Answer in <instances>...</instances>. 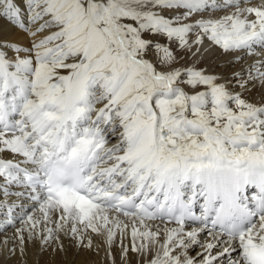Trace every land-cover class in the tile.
Listing matches in <instances>:
<instances>
[{"label":"snow or ice","instance_id":"snow-or-ice-1","mask_svg":"<svg viewBox=\"0 0 264 264\" xmlns=\"http://www.w3.org/2000/svg\"><path fill=\"white\" fill-rule=\"evenodd\" d=\"M0 21L29 39H0V209L21 225V253L25 234L91 248V232L109 255L119 234L124 264L129 251L143 264H264V95L250 102L154 39L257 56L233 79L264 87V0H0Z\"/></svg>","mask_w":264,"mask_h":264},{"label":"bare ground","instance_id":"bare-ground-1","mask_svg":"<svg viewBox=\"0 0 264 264\" xmlns=\"http://www.w3.org/2000/svg\"><path fill=\"white\" fill-rule=\"evenodd\" d=\"M260 0H252L253 5L258 4ZM246 6V5H242ZM234 9L208 11L203 14H194L191 20L187 22H194L200 18L218 19L221 16L229 14ZM254 17H249L253 19ZM147 37V34H145ZM26 38V35L11 26L7 22L0 21V39L17 42L22 45V41ZM194 38L190 35L189 40ZM27 39V38H26ZM156 41L169 46L171 50L177 55L179 64L184 66H195L199 69L206 70V74H214L221 77V83H228L229 88L234 92H242L244 98L250 102H259L261 96L264 95V87H262L259 81L250 82L247 85V90L239 88L233 79V73L240 71L241 69H247L248 66L253 63L259 57L250 56L245 51L225 53L218 45H214L206 37L204 43L201 46V52L198 56H192L190 53L186 54L178 47V41L169 42L164 36H156ZM195 51V47L193 48ZM257 52H261L259 48ZM264 55V53H261ZM239 56L241 59L237 60ZM152 58V57H149ZM247 77H245L246 79ZM115 143V139L112 140ZM17 190V189H13ZM11 200L16 201L17 204H23L24 210L31 211V202L27 200H18L16 197H11ZM15 216L23 215L21 208L14 210ZM36 216H40L37 211ZM7 212L5 209H0V264H124L121 258V246L119 234L111 249V255L108 254L106 245L104 244L103 237H97L95 234L89 232L88 235L92 238V247H87V238H85L84 245H80L77 240L61 234L59 241H52L47 245H43L40 239L27 240L23 253L19 249V241L15 238L16 228L21 225L17 220L14 225H8L6 223ZM122 220L127 222L126 217H121ZM150 226L155 228L156 225H160L161 228L164 224L161 222H148ZM51 226V225H50ZM168 227H177L176 225H167ZM186 230H191L196 227L185 226ZM5 239L8 240L7 245L4 244ZM163 239V237H161ZM201 243L210 241L211 238L207 236L206 232H202L199 236ZM130 236L124 239V244L130 247ZM62 244V248L60 245ZM15 248V252L10 249ZM202 249L199 246H195L189 249V255L195 256ZM147 257H142L138 253L129 251L127 261L128 264H143Z\"/></svg>","mask_w":264,"mask_h":264},{"label":"rangeland","instance_id":"rangeland-1","mask_svg":"<svg viewBox=\"0 0 264 264\" xmlns=\"http://www.w3.org/2000/svg\"><path fill=\"white\" fill-rule=\"evenodd\" d=\"M167 17H170L171 16V13L170 12H167V13H164ZM27 38V37H26ZM23 39V40H20L22 41V45H28L29 44V39Z\"/></svg>","mask_w":264,"mask_h":264}]
</instances>
